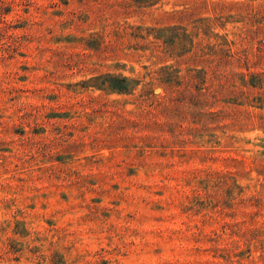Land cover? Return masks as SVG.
I'll return each instance as SVG.
<instances>
[{
    "label": "rangeland",
    "instance_id": "rangeland-1",
    "mask_svg": "<svg viewBox=\"0 0 264 264\" xmlns=\"http://www.w3.org/2000/svg\"><path fill=\"white\" fill-rule=\"evenodd\" d=\"M0 264H264V0H0Z\"/></svg>",
    "mask_w": 264,
    "mask_h": 264
}]
</instances>
